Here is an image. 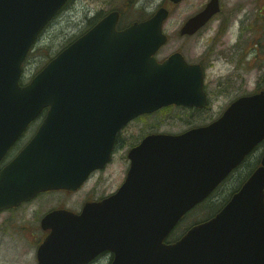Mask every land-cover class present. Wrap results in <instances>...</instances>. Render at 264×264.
Here are the masks:
<instances>
[{
	"label": "water",
	"instance_id": "water-1",
	"mask_svg": "<svg viewBox=\"0 0 264 264\" xmlns=\"http://www.w3.org/2000/svg\"><path fill=\"white\" fill-rule=\"evenodd\" d=\"M68 1L0 0V162L48 109L0 171V211L42 191L78 189L110 160L117 133L132 119L171 104H207L200 65L180 53L162 63L155 56L168 39L163 7L122 31L117 13L106 16L22 85L31 47ZM219 10L220 1L211 0L180 34L196 32ZM261 141L264 90L238 98L208 125L146 136L130 151L118 192L80 214L60 209L42 219L51 232L38 264H87L105 250L114 253L112 264H264V154L219 213L165 242Z\"/></svg>",
	"mask_w": 264,
	"mask_h": 264
},
{
	"label": "rangeland",
	"instance_id": "rangeland-1",
	"mask_svg": "<svg viewBox=\"0 0 264 264\" xmlns=\"http://www.w3.org/2000/svg\"><path fill=\"white\" fill-rule=\"evenodd\" d=\"M146 1L148 2L147 4ZM158 1L160 0H151L150 2L149 0H138V4L140 6H147L148 4V6H155ZM204 1L185 0L174 9L173 14L164 25L165 32L170 35L166 53H169L179 44H186L190 49L189 56L191 59H196L208 47L211 39H207L213 35L210 36L206 33L197 39L192 38L191 40H185L179 35V30L188 15L194 13ZM229 1L241 5L244 0ZM246 2H250V0H246ZM251 3L245 10L249 17L248 22L252 26V31L248 35L249 47L257 44V49L252 50L248 57L239 55L229 62L224 59H217L209 66V83L210 88L213 90L212 94L215 101L211 108L198 113L174 107L161 111L157 115L147 116L132 125V127H135L133 131L136 130L137 135L151 131L182 132L191 126L208 122L218 116L237 90L246 92L249 89L251 92L264 88V47L259 44L261 42L264 43V0H253ZM103 6L107 7L106 0H73L65 9L59 12L43 31L34 50L28 56L24 64L23 80L25 82L29 81L46 64L50 56L52 57L60 52L85 29L87 25L86 16L89 14V10H99ZM132 16L135 17L136 14ZM228 37L229 35L227 36V41H229ZM242 62L245 63L243 69H246L247 72L236 80L239 85L232 86L229 93L219 94L217 97V91L221 89V87L219 88V83L216 85L217 80L221 82L222 76L230 75L227 72L233 70L236 63L242 64ZM242 77L244 82L240 83ZM29 136H31V131L27 133L26 137L29 138ZM133 140L135 138L129 141L133 142ZM262 151L263 147H259L251 156L250 162L255 164L258 160L257 157L260 156ZM127 165L125 152L122 149L118 150L114 162L105 171L97 173L80 191L74 193L70 199H67L66 206L72 209H79L85 198L91 196L101 197L117 190L123 181ZM246 171L247 167L235 172L208 199V202L212 203L199 204L189 211L178 231L176 230L173 234V238L179 236L195 222L212 216L219 209V204H222L232 193L233 189L238 187V182L246 174ZM53 197L49 196V198H52L51 200L43 196L31 206L26 207L25 210H18L17 212L6 211L0 214V264H37V248L41 239L40 233L36 229L39 220L45 210H47L46 208L49 207L46 205L54 206L59 204L58 202H64L67 198L66 194L61 192Z\"/></svg>",
	"mask_w": 264,
	"mask_h": 264
},
{
	"label": "flooded vegetation",
	"instance_id": "flooded-vegetation-1",
	"mask_svg": "<svg viewBox=\"0 0 264 264\" xmlns=\"http://www.w3.org/2000/svg\"><path fill=\"white\" fill-rule=\"evenodd\" d=\"M151 0H149L150 2ZM185 1V0H184ZM183 1V2H184ZM253 0H250V2H246L244 0L241 5L231 3L229 0H220V5H221V10L214 14L207 23H205L202 27H200L196 32L192 34H185V35H180L181 38H184L185 40H191L192 38L197 39L201 35L203 36L204 34L208 33V35L212 36L211 38H208L207 40L211 39L210 42L208 43V47L205 48L200 55L197 56L196 59H191L188 53H190V49L186 44L180 45L175 47L173 50H171L169 53H166L167 50V45L170 42V35L168 37V41L158 50L157 52V59L158 61L162 62L166 59H168L171 55L180 53L183 55L185 60L188 63L192 64H197L200 65V67L203 70V75H204V91L207 96V104L206 107L201 108V107H184V106H178L181 109H188L193 112H198L202 113L207 109L211 108V105L215 103L214 97L212 94V89L210 88V81H209V73H208V68L209 66L217 59H224L226 62L232 61L236 56H244L248 57V55L251 53L252 50L255 49L256 45L253 44V47H249V39L248 35L251 33L252 26L248 22V13L245 12L247 8L252 4ZM210 0H205L199 5V8L194 12L188 15L186 21H188L190 18L201 12L205 7L208 5ZM148 2L146 1V4ZM106 6H103V8L96 10V9H91L89 10V14H87V25L85 29L81 32L89 31L91 30L99 21H101L104 17L109 15L112 12H117V29L118 30H123L127 28L128 26L132 25L136 21H143L146 19L151 18L160 7H166L169 10V17L173 14V11L175 8H177L180 3L174 4L170 0H160L158 1L155 6H140L138 4V0H106ZM244 4V5H243ZM136 14V16H132ZM169 19V18H168ZM183 23V24H184ZM229 35V41H227V36ZM260 46L264 47V43L261 42L259 43ZM245 66V63L242 62V64H237L234 66L233 70L228 71L227 73L230 74L228 76H222V81L219 82L217 80L216 85L219 83V89L217 91V97L219 94L223 93H229V90L232 86H237V79L239 76L245 74L247 72L246 69H243ZM239 72V74H238ZM242 82H244L243 77L241 79ZM240 92V93H239ZM254 91H249V89L246 92H241L237 90L235 92V95L231 98V100L227 103L226 107L229 106L235 99L240 97L241 95L244 94H249L253 93ZM45 116L39 117L36 121L31 123L27 129V132L12 146L10 151L7 153L6 157L4 160L0 163V170L1 168L9 163L16 155L27 145V143L32 139V137L35 135L37 130L39 129L40 125L44 121ZM142 119V117H138L128 123L119 133L116 139L114 151H113V158L112 162L115 160V156L118 150H121L125 152V159L127 158V168L125 170L124 178L121 184L125 182L128 171L130 168V160L128 158L129 152L132 148L137 146L143 139L150 133L154 132H159V131H151L146 134H136V130L133 131L135 128L132 125L137 122L138 120ZM210 122V121H209ZM207 123V122H206ZM31 131V136L27 138V133ZM133 142L129 141L130 139H134ZM130 142V143H129ZM244 165V166H243ZM247 167V170L249 169V166L245 164V161L243 162L242 166L240 167L239 170L244 169ZM107 167L103 170H98L92 174L91 177H93L97 173H101L105 171ZM248 172V171H246ZM243 177H241L242 179ZM91 179H89L90 181ZM241 181V180H240ZM118 187V188H119ZM64 193L66 194L67 198L64 202H58L59 204H56L54 206H49L46 208L45 212L43 213V216L47 214L50 211L57 210V209H70L75 212H79L82 210L84 207L85 203L88 201H94V200H101L105 196L101 197H87L81 204V207L79 209H72L66 206L67 199H70L71 196L76 193L77 191H69V190H52V191H47L40 193L37 195L33 200L29 202L22 203L18 207L6 209L2 211L0 214L6 211L10 212H17L18 210H25L26 207L31 206L34 204L36 201L39 200V198L45 196L46 199H51L49 196H54L58 193ZM54 199V197H53ZM49 201V200H48ZM41 219L39 220V224L36 227V229L40 233V243L46 238V236L50 233L49 229H43L41 225ZM113 259V254L111 252L105 251L100 253L95 259L90 263V264H111Z\"/></svg>",
	"mask_w": 264,
	"mask_h": 264
},
{
	"label": "trees",
	"instance_id": "trees-1",
	"mask_svg": "<svg viewBox=\"0 0 264 264\" xmlns=\"http://www.w3.org/2000/svg\"><path fill=\"white\" fill-rule=\"evenodd\" d=\"M34 48H35V47H33V50H34ZM52 57H53V56H52ZM52 57L50 56L48 60H50ZM47 62H48V61H47ZM23 82H24V81L22 80V83H23ZM247 171H249V169H248ZM245 173H246V172H245ZM235 190H236V188L233 189L232 193H233ZM230 194H231V193H230ZM228 197H229V196H228ZM228 197L224 200V202H223L222 204H219V205L223 206V204H225V202H227ZM206 203H212V202H206ZM221 206H220V207H221Z\"/></svg>",
	"mask_w": 264,
	"mask_h": 264
}]
</instances>
